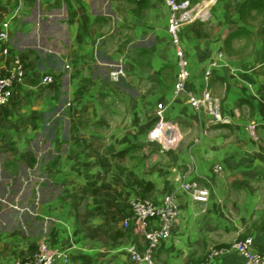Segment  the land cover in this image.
Listing matches in <instances>:
<instances>
[{
	"label": "crops",
	"instance_id": "obj_1",
	"mask_svg": "<svg viewBox=\"0 0 264 264\" xmlns=\"http://www.w3.org/2000/svg\"><path fill=\"white\" fill-rule=\"evenodd\" d=\"M188 1L198 15L180 35L186 89L200 96L209 71L208 89L226 122L193 110L184 93L172 97L177 61L162 0L0 1V31L8 23V45L26 62L25 79L0 107V264H17L41 243L66 250L70 264H130L128 248L148 245L128 207L131 189L157 203L167 192L179 197V218L156 249L155 264H182L179 253L184 261L189 255L204 261L230 245L223 231L231 220L254 222L245 234L264 255V0ZM214 62L220 66L212 68ZM117 70L123 76L113 81ZM45 75L54 78L46 88L39 85ZM160 105L179 143L191 128L199 135L169 151L173 161L165 169L176 175L162 181L154 173L147 191L145 178L129 185L108 157L133 150L145 158ZM252 122L257 143L245 130ZM215 166L222 172L203 207L180 184L206 181ZM232 190L239 194L230 203ZM238 196L242 207H254L244 211L250 218L229 217L227 206ZM210 264L243 259L228 253Z\"/></svg>",
	"mask_w": 264,
	"mask_h": 264
},
{
	"label": "built area",
	"instance_id": "obj_2",
	"mask_svg": "<svg viewBox=\"0 0 264 264\" xmlns=\"http://www.w3.org/2000/svg\"><path fill=\"white\" fill-rule=\"evenodd\" d=\"M139 2L141 0H133ZM168 8V29L171 44L175 48L177 76L176 83L173 89V97L176 98L184 93L187 96V102L195 111L204 110L213 117L215 122H226L219 114L217 101L211 96L208 89L210 72L207 71L204 77V88L200 96L190 93L186 89V84L189 79L188 62L183 57L180 35L183 29L192 24L197 17V8L192 6L188 0H162ZM213 0H208L211 2ZM8 23L2 24L0 31V54L4 59L5 67L0 70V107L8 106L12 101L13 91L26 77V62L23 57L13 52L8 45L7 34ZM212 68L220 66L216 62L212 63ZM123 72L121 70L113 71L110 77L116 81ZM54 83L52 75H45L41 78L39 85L47 87ZM164 107L158 106L159 121L148 133V138L151 143L155 142L162 147H168L175 144L177 140V130L165 121L163 116ZM258 124L249 123L245 130L248 136L257 141L256 128ZM222 169L219 166L214 167V173H221ZM181 191L187 195L191 201L206 207L210 200V190L195 180H184L180 184ZM128 207L132 218L142 225L145 231V237L148 242L147 248L140 251L136 246L128 248L130 264H155L153 255L158 246L165 240L170 238L172 230L180 213V204L174 193L166 195L164 199L157 203L147 198L130 197ZM153 225H155L153 227ZM228 253H236L243 259V264H264V255L253 250V241L251 238L234 240L227 247L215 248L211 250L204 261L193 264H210L212 259L222 257ZM62 262L70 264L66 250L52 248L47 243H41L37 246L33 254L17 264H53Z\"/></svg>",
	"mask_w": 264,
	"mask_h": 264
},
{
	"label": "rangeland",
	"instance_id": "obj_3",
	"mask_svg": "<svg viewBox=\"0 0 264 264\" xmlns=\"http://www.w3.org/2000/svg\"><path fill=\"white\" fill-rule=\"evenodd\" d=\"M0 1H3V0H0ZM181 45H182V42H181ZM181 49L183 51V57L186 59V55H185V51H184L183 45H182V48ZM188 66H189V64H188ZM79 81H80L79 79H76V82L75 83L76 84L77 83L78 84H81ZM83 81H84V79H83ZM40 87H42V86H40ZM44 88H46V87H44ZM95 97H96V95H94V98ZM111 100L118 101L114 97H112ZM160 106H162V105H160ZM152 112H153L152 110H149L148 111L149 114H151ZM157 112H158V107H157ZM163 116L165 118V109L163 111ZM157 118H158V115H157ZM116 119L120 120L121 118H118L117 117ZM158 121H159V118H158L157 122ZM166 122L167 123H170L168 121H166ZM170 124H171V126L174 127V124H172V123H170ZM152 129H153V127H152ZM152 129H150V130H152ZM150 130L148 131V133L150 132ZM5 131L6 130L4 129V133H5ZM184 133H185V131H184ZM194 133H195V129L194 128H191V134H186L187 136H189L188 138H186L185 140H183L180 143L178 142V139H179L178 138L176 140L175 144H173L171 146H168V147H162L160 144H157L155 142H153V143L150 142V144H151V146H153V148L151 150V149H148L147 147H145L146 148V150H144L145 151V155H146L145 158H142V152L141 151L136 152V151H133V150H131L129 152V154L124 155V157L123 156L120 157L118 155H114L113 156L111 154V155H109L111 157H108V158H109V161L113 164V166L119 167V169H115V171L117 172V174H121L122 177L124 178V180H127V182H128L129 185H131V183H134V184L135 183H138V180L145 178L144 184H146V188H148V186H147V183L148 182H146V180L148 178H151L154 175V173H156V172L160 173V176L159 177L162 178V181H164L165 179H167L168 176H175L176 175L175 170H173V169H165L173 161V158L171 156V152H169V151H171L174 148H177V150L179 152L182 146H184V145L186 146L188 144V142L190 141V137H192V138H197L198 137L199 133H197L196 135ZM177 135H179V131H177ZM48 138H50V137H48ZM251 140H252L253 143L259 142L258 139H257V141H254L253 139H251ZM34 152H36L35 149H34ZM154 163H157V164L153 165ZM152 165H153V167H152ZM160 165H161L162 169H159V166ZM126 166H128L130 169H127ZM139 166H142L143 169H138ZM152 168H154V169H152ZM259 169H264V166L263 167H260ZM137 170H138V173L136 172V174H138L139 176H136V175L133 174V171H137ZM212 170H213L212 176L215 177V178H213V177H206V181L201 180L199 177H194L193 178V180L198 181L203 186L207 187L210 190V194L211 195H212L213 189H215L213 187H215V185H216L217 176L218 175H221V173H219V174L214 173V168ZM181 171L187 172L188 169H181ZM148 184H150V183H148ZM134 190L131 189V192H130V195H132V197L147 198V199H150V200L154 201L148 195L140 192L139 190L138 191H134ZM172 193H168L167 192V195L172 194ZM235 193H238V192L233 191V190L231 191L230 197H229L230 198V203H232L233 198H235L233 196ZM176 197H177V199L179 198L178 195H176ZM229 198H227V199H229ZM178 201H179V199H178ZM240 203H241V199L238 196V199H235V204H234L235 206L234 207L233 206H227L229 208V210H230L229 217L233 218V215H235V214L236 215L237 214L239 215L240 214L239 216L250 218L251 216H248L246 213H244V211H248L249 210L250 213H251L252 210H253V213H254V207L253 208H250V207H242ZM247 208H248V210H247ZM180 209H181V207H180ZM236 210H237V212H236ZM179 215H180V213H179ZM178 218H179V216H178ZM204 225H205V222H204ZM230 225H233V227H230L229 226V228L228 227L225 228V230L227 229L225 232L223 231L224 235H226V236H228L230 238V243H232L233 240H240V239H244V238H249V236H248L249 234H245V231L248 230V229L251 230V231H253V229H254V222L252 220H246L244 222L243 221H240V222H232V220H231ZM237 229H242L241 235H236L237 234L236 232L238 231ZM178 256L183 260V263L182 264H193V263L198 262V261L192 260V259H196V258H194V255L193 256L189 255L188 259H190V260H185V261H184V254H180L179 253Z\"/></svg>",
	"mask_w": 264,
	"mask_h": 264
},
{
	"label": "trees",
	"instance_id": "obj_4",
	"mask_svg": "<svg viewBox=\"0 0 264 264\" xmlns=\"http://www.w3.org/2000/svg\"><path fill=\"white\" fill-rule=\"evenodd\" d=\"M143 187L145 190H149L150 188H152V185L151 184H147L148 188H146V184H144V182L142 183Z\"/></svg>",
	"mask_w": 264,
	"mask_h": 264
}]
</instances>
